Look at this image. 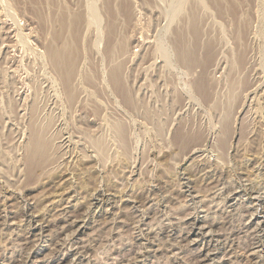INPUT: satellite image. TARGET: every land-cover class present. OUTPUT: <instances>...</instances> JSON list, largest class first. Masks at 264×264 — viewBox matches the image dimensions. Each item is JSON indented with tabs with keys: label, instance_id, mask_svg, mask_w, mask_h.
I'll return each mask as SVG.
<instances>
[{
	"label": "rangeland",
	"instance_id": "rangeland-1",
	"mask_svg": "<svg viewBox=\"0 0 264 264\" xmlns=\"http://www.w3.org/2000/svg\"><path fill=\"white\" fill-rule=\"evenodd\" d=\"M104 5L0 0V264H264V0Z\"/></svg>",
	"mask_w": 264,
	"mask_h": 264
},
{
	"label": "bare ground",
	"instance_id": "bare-ground-1",
	"mask_svg": "<svg viewBox=\"0 0 264 264\" xmlns=\"http://www.w3.org/2000/svg\"><path fill=\"white\" fill-rule=\"evenodd\" d=\"M110 2H111V0H105V5H104V9H105L107 18L109 20H110V18L112 19V17H113V12L110 8ZM93 9L95 10V8H93ZM120 10H121L120 14L125 16L127 21H128L130 14H129V11L124 4L121 5ZM91 13L92 12H90V15H91ZM94 22L95 21H93V23ZM57 27L59 29V37L56 39V41H58V42L61 41V44H63L64 40H65L64 31L70 29V27L71 28L75 27V29L77 28V30L80 29L79 18L76 16L73 21H68L67 18L63 14H60L59 20L57 21ZM211 60H212V54H211L210 48H208L207 52H206V62L205 63L209 64V62ZM67 75H68V79L70 80V78L74 75V66H71V71ZM66 78H67V76H66ZM68 79H67V81H68V83H70V81ZM71 97L72 98L75 97L74 93H71ZM174 141L177 143H181L182 142L181 135L177 134L174 138ZM197 144H198V142L196 144H194L195 146L194 145L193 146L196 147L199 145V144L198 145ZM41 154L43 157L44 153H42V151L40 149L39 139L37 137H33V139L30 142L29 149L27 152V158H26L27 180H31L34 178V174L39 167L41 170H43L42 168L45 167L46 165H48L47 160L43 161V162H38V158L41 157L40 156Z\"/></svg>",
	"mask_w": 264,
	"mask_h": 264
}]
</instances>
